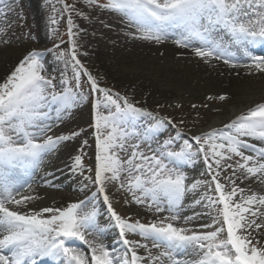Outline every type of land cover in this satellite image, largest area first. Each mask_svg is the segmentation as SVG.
<instances>
[{
	"label": "snow or ice",
	"instance_id": "1",
	"mask_svg": "<svg viewBox=\"0 0 264 264\" xmlns=\"http://www.w3.org/2000/svg\"><path fill=\"white\" fill-rule=\"evenodd\" d=\"M86 3L119 14L134 29L129 32L133 39L163 44L175 37L173 43L191 48L205 62L221 60L232 68L264 72V57H249L251 63L241 65L231 51L232 45L264 42V0H106L104 3L86 0ZM73 7L63 4L64 10ZM57 22L51 20L52 24ZM68 25L69 35L74 36L71 15ZM44 55L37 50L28 52L9 79L0 85V264H38L44 258L59 264H264V246H258V239L253 243V232L259 235L264 230V194L236 183V173L242 171L245 180L254 178L264 184V146L251 142L264 144V103L250 108L223 128L184 139L182 145L177 144L179 150H171L182 138L178 131L176 137H169L146 154L141 144L148 143L170 120L154 118L155 123L142 132L137 131L135 120L153 114L136 107L127 97L101 87L77 58L74 39L71 66L75 88L65 79V87L56 91L52 79L42 74ZM57 58L63 59L64 53ZM82 73L90 83V91L103 96V99L97 97L94 104L96 167L89 169L94 175L85 178L96 187V192L90 199L71 203L66 208L28 209V204L37 197L21 195L19 189L24 185L14 179V172L38 169L44 157L55 152L61 142L81 134L77 131L48 135L53 127L48 121L53 119L52 113L55 120L62 121L86 99L78 91ZM218 99L225 100L226 96ZM101 107L106 113L100 111ZM132 139L136 143L129 144ZM84 145L86 140L82 148ZM121 152L127 153V157L121 158ZM200 154L211 174L210 180H196L188 185V177L180 168ZM233 156L239 160L228 163ZM229 169L231 174L223 175L225 183H222L221 176ZM73 170L83 175V155L74 157ZM108 183L118 184V191L125 190L131 195L126 203L169 215L147 223L121 216L112 206ZM82 187L87 189L88 185ZM201 187L218 195L204 191L190 206L203 204L208 209L216 208L217 217H213L211 224H202L201 231L178 226L185 195ZM98 196L106 203L112 226L118 229L125 246L121 254L115 248L87 239L92 232L105 231L97 222L99 212L95 206L84 211ZM193 218L183 219L186 223ZM128 234H137L142 240H131ZM73 240L83 242L88 253L72 246ZM137 249H144L145 255H140ZM181 252L188 258H179Z\"/></svg>",
	"mask_w": 264,
	"mask_h": 264
},
{
	"label": "rangeland",
	"instance_id": "2",
	"mask_svg": "<svg viewBox=\"0 0 264 264\" xmlns=\"http://www.w3.org/2000/svg\"><path fill=\"white\" fill-rule=\"evenodd\" d=\"M104 2L106 0H100V3ZM64 3L74 5V7L71 10H64ZM69 15H71L73 21L72 32L75 34L74 36H70L68 32ZM53 18L58 21L56 24L51 23ZM124 23H126V20L119 14L100 7L89 6L86 0H0V85L9 79L28 52L37 50L45 53L41 61L44 65L42 74L52 79L53 84L56 85V91L60 92L65 87L63 83L65 79L69 81L71 87L75 88L76 82L73 79L71 66L72 40L74 39L77 58L88 72L96 78L101 87H106L113 93H119L121 97H127L136 107L153 114L152 117L142 115L135 120L134 124L137 131L142 132L149 124L155 123V119L167 118L171 121L170 124L166 121L165 126L157 130L148 143L141 144L145 153L148 154L155 150L158 145L169 137H176L178 131L182 133V138L173 144L171 150H179L177 144L182 145L184 139L191 140L193 136L207 132V130H204L209 126L213 116L225 112L221 109L212 111V108L226 101L209 99V95H213L209 94V92L212 93V89L209 90L208 84L203 81L200 84L196 82L191 83L193 85L188 84L187 87L192 89H187L189 91L180 96L176 91L181 88V83L179 81H174L173 84L167 83V77L163 75L164 72L157 71L159 67L165 64L163 57L166 53L165 50H162L164 47L160 48L162 44L154 46L155 49H150L149 53L157 58L155 61L151 60L152 56H144L142 53L141 48L144 43L142 45L134 44L131 43V40L126 41L124 39V37L127 39V35L121 33ZM145 44H150V41ZM158 49H160L159 53L156 54ZM60 53H64L63 59L57 58ZM78 91L86 99L80 101L78 106L71 110V114L64 116L62 121L55 120V113H52L53 119L49 120L48 123L53 124V127L48 135L59 136L61 134L69 135L77 131L81 132L79 136L61 142L56 152L65 150L71 155L68 159L70 161L72 159L74 161L76 155H83L85 165L83 175L79 171L73 170V161L69 163L70 167L67 168V172L80 182L81 187L85 184L88 187L83 189L82 194L79 196L73 193L68 196L63 195L61 199H57V202H53L47 207L66 208L71 203L79 202L81 198L83 199L94 192L93 190L96 191V187L85 178L93 176L94 173L89 169L94 170L96 167L98 149L95 140L94 119L96 109L94 104L97 97L103 99V96L101 93L90 91V83L84 73L81 74ZM100 111L106 113V109L103 107L100 108ZM219 127L222 128L223 126ZM85 140L87 145L82 148V142ZM128 143H136V140L132 139ZM51 154L45 156V163L49 161ZM119 154L121 158L127 157L125 152ZM199 157L202 163L199 165L192 163L191 166L180 170L188 177L189 175L196 177L194 181H208L209 178L203 169V165L206 164L203 161L202 154ZM196 158L194 155L191 160ZM237 160H239V157L233 156L228 163L235 164ZM51 171L40 170L43 175ZM230 174L231 169L223 173L221 182L225 183L223 175ZM241 175H243V172L237 171L236 183L239 186L241 185L238 183L237 178ZM194 181L189 178V185ZM106 187H108V193L116 192L117 200L127 210L124 217H130L133 221L139 219L141 222L147 223L157 220L161 216L169 215V213L155 214L149 212L142 205L126 203V201L131 200V195L125 190L118 191V184L108 183ZM51 189L61 190L56 186ZM209 190L201 187L196 192L201 195L204 191H208L209 194ZM226 190L228 189L226 188ZM27 195H35V193L29 191ZM194 195L191 196L190 202L192 203L197 198ZM201 205H199L201 206L200 209L196 207L192 211L194 213L191 214L192 217L199 214L197 217H201V220L195 222L196 217H194L186 223L184 220L176 222L177 225L196 231L204 230L200 226L211 224L213 217H217V210L216 208L208 209L203 204ZM93 206L89 203L84 211L90 210ZM209 212H211V215H208ZM97 222L101 227L108 228L107 224L109 222L105 221L104 218H99ZM109 227H112L110 223ZM110 230L112 232L114 228H110ZM94 236H97L101 243L106 245L99 233H94ZM112 236L114 237V234ZM133 237L135 240H142L137 234ZM253 237V243L258 239L260 241L258 246H264V237L261 233L258 235L253 232ZM86 248L88 250V247ZM143 250L139 249L141 255H145Z\"/></svg>",
	"mask_w": 264,
	"mask_h": 264
},
{
	"label": "bare ground",
	"instance_id": "3",
	"mask_svg": "<svg viewBox=\"0 0 264 264\" xmlns=\"http://www.w3.org/2000/svg\"><path fill=\"white\" fill-rule=\"evenodd\" d=\"M130 31H134V29L130 28L127 22L124 23L121 31L124 35H127V39L125 37L124 39L126 41L131 40V43L134 44L142 45L144 43L141 48L144 56H152V54L149 53L150 49H155L154 46L161 45L155 42H150L152 45L145 44L148 43V41L133 39L129 35ZM174 39L175 37H170L162 44V46H160V48H165L162 49L165 50L166 53L163 57V59H165V64L159 67L157 71L160 70L161 72H164L163 75H166L167 83L173 84L174 81H179L181 83V88L183 87V91L180 88L176 92L180 96L186 94L187 91H189L187 89H192L191 87H187L188 84L193 85L191 84L193 82L200 84L202 81L208 84L209 90L212 89V93L209 92V94H213L209 95V97L212 98L211 100L217 99L218 101H221L218 97L221 95L226 96L225 103H219L216 107L212 108V111L221 109L225 110V112L214 115L209 122V126H207L204 131L224 126L242 113H246L253 106L264 102V72L255 69L249 70L244 67L232 68L221 60L214 59L210 62H205L196 57L191 48L185 49L178 47L173 43ZM159 50L160 49L157 50L156 54L159 53ZM231 51L237 57V61H239L237 62L238 64H250L249 57H252L250 52L240 51L235 47H231ZM155 59L157 58H151V60L154 61ZM147 66L150 65L147 64ZM70 157L71 155L68 152H65V150L58 153L55 151L50 155V159H48L49 161L47 162V169L52 170L50 173L53 172L51 175L46 176L39 173H30L19 179V182L21 181L19 184L24 185V187L19 189L21 195H27L30 191L35 193L33 196L37 197V199L28 204V209L39 211L41 208L47 207L53 202H57L63 195L68 196L73 193L74 195L79 196L82 194L83 188L81 187L80 182L67 172V168L70 167L69 163L73 161V159L71 161L68 160ZM190 178L193 181V177L191 176ZM237 180L241 185L240 187L250 189L252 192L264 194V184L258 183L254 178L245 180L243 173V175L237 178ZM29 183H34L38 186H33V184L29 188ZM44 185L46 188H44ZM53 186L59 187L61 190L56 191L55 189H51ZM115 193L116 192L112 194L108 193L111 197L110 200L112 206L121 216L124 217V215L127 214V210L124 209L122 203L117 200ZM190 205L192 204L183 207L181 212L182 221L184 220V217H192L191 214L194 213L192 211L196 207ZM198 208L200 209V206ZM194 217H196L194 219L195 222L201 220V217H197V215ZM105 218L107 220L110 219L106 214ZM104 229L105 231L103 234H100L103 241L118 246V244H120L119 239L117 240V238L115 239L111 237L112 232L109 228ZM93 233L96 232L87 235V239L96 240L101 243ZM261 235L264 237V230H261ZM179 258L186 259V256L183 253L182 255H179Z\"/></svg>",
	"mask_w": 264,
	"mask_h": 264
}]
</instances>
